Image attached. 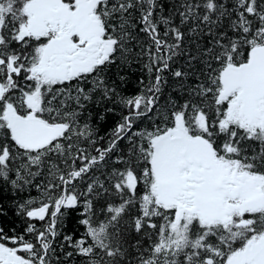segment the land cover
Listing matches in <instances>:
<instances>
[{
    "label": "snow or ice",
    "instance_id": "obj_1",
    "mask_svg": "<svg viewBox=\"0 0 264 264\" xmlns=\"http://www.w3.org/2000/svg\"><path fill=\"white\" fill-rule=\"evenodd\" d=\"M158 8V0H0V181L23 191L45 177L35 185L41 197L17 205L24 233L0 228V264H52L58 220L81 197L85 234L64 240L87 264H132V229L148 240L131 246L136 264H264V0H177L168 16ZM201 34L209 46L198 44L188 65L203 67L172 71L182 96L161 109L162 74L188 55L185 36ZM132 41L149 84L120 97L127 114L91 155L79 146L96 143L80 124L84 101L96 91L111 97L101 74ZM154 111L160 123L133 131ZM124 140L121 167L91 178Z\"/></svg>",
    "mask_w": 264,
    "mask_h": 264
},
{
    "label": "trees",
    "instance_id": "obj_2",
    "mask_svg": "<svg viewBox=\"0 0 264 264\" xmlns=\"http://www.w3.org/2000/svg\"><path fill=\"white\" fill-rule=\"evenodd\" d=\"M159 4L162 5V10L157 9L158 16H168L172 11L173 5L177 3V0H158ZM174 23H179L178 17H173ZM115 21H112L114 23ZM130 31H133L130 29ZM161 33L164 31V26H160ZM187 33V28L184 29ZM138 33V28L134 31V34ZM141 38L143 34H139ZM210 37L206 35H186L183 47L187 49L188 55H179L174 58L171 64V70L165 71L162 75L165 78L166 83L162 85V92L160 94L159 106L161 109L168 103L169 97L173 100L180 101L182 96V91L179 88V83L176 78L172 76V71L176 69H181L189 73L198 74L200 69L203 67L200 61H192L191 67L188 65V56L197 54V45L201 47H206L208 45ZM128 47L131 49L128 53L117 52L115 54V63L109 65L105 71L101 74L105 79L107 85L115 89V92L110 98H105L102 91H96L92 93V99L90 101H84L85 108L82 111V118L80 124L83 125L85 122L89 124L93 130V139L96 141L95 145H90L87 141L82 138L79 141V146L81 148L87 149L91 155H98L96 152L97 148L108 147L109 141L111 139L112 130L115 129L118 123L122 120V115L127 114V108L124 107L120 102V97H134L141 93L143 88H146L149 84V74L145 68L147 63L146 57H139L137 54L140 52V47L137 46L136 41H132ZM122 55L127 57V60L122 62ZM123 76L124 79L121 80L120 77ZM152 79L154 80V74ZM143 81V83H141ZM195 75H189L187 77V83H195ZM82 86L87 91L92 87L89 81H86ZM74 94V93H73ZM111 109V111H108ZM101 115L104 117L100 119ZM156 123H160L156 112L149 113L148 116L140 118V120L135 122L133 131L138 129H152ZM103 137V139H100ZM76 138H73L75 142ZM128 141L124 140L119 142L117 149L113 151L104 162H101L93 172L89 174L91 178L99 177L104 179L103 173L110 171L112 167H121L114 163L117 156L122 154V150L126 152L128 148ZM79 163V162H78ZM46 172L47 169L45 168ZM44 176H39L33 182L31 187H25L23 191H14L10 184L0 181V209L2 213L0 214V228H3L4 232L8 235H20L24 233L26 227L25 220L17 215V205L23 203L29 198H40L41 193L35 187L36 184L41 183L44 180ZM87 182H89V177L85 178V182L78 183V191H86ZM83 211V197H81V203L75 209H65L64 214L59 218L56 231L57 236L53 241L52 247L54 248V253L51 255L52 264H87L86 258L79 256L75 253V249L70 247L67 242H65V236H71L73 241L79 239L85 234V226L79 223L83 218L81 213ZM99 211V207H97ZM50 220L51 217H48ZM37 227H42L45 222L36 221ZM14 230V231H13ZM26 235V234H25ZM27 239H31L30 236L26 235ZM137 241H141L145 246L148 244L147 238L143 234H137L134 229H132L127 236V242L125 248L129 252V261L132 264H136L134 257H136V249L131 247L135 245ZM7 243V241H4ZM63 245V248L61 247ZM68 252H73L71 257L67 256ZM67 262V263H66Z\"/></svg>",
    "mask_w": 264,
    "mask_h": 264
},
{
    "label": "flooded vegetation",
    "instance_id": "obj_3",
    "mask_svg": "<svg viewBox=\"0 0 264 264\" xmlns=\"http://www.w3.org/2000/svg\"><path fill=\"white\" fill-rule=\"evenodd\" d=\"M67 263V262H66ZM69 264V263H68Z\"/></svg>",
    "mask_w": 264,
    "mask_h": 264
}]
</instances>
